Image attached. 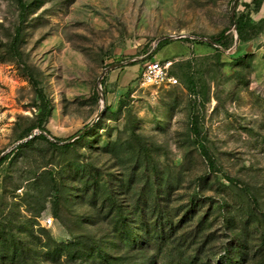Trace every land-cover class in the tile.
<instances>
[{"label":"rangeland","instance_id":"rangeland-1","mask_svg":"<svg viewBox=\"0 0 264 264\" xmlns=\"http://www.w3.org/2000/svg\"><path fill=\"white\" fill-rule=\"evenodd\" d=\"M28 1L19 50L52 102L47 130L66 139L87 124L95 128L67 154L37 141L0 166V264H90L69 263L46 248L76 236L121 264H264V0L259 8L254 0L239 1L236 12L253 26L232 53L234 44L225 50L204 39L226 29L237 34L234 0ZM18 13L15 0H0V156L26 141L20 136L37 114L35 90L9 50ZM178 35L189 40L171 39L145 61L176 59L179 85L141 86L145 61L137 60L106 72L103 101L98 78L106 65L143 57L158 39ZM195 115L216 171L192 135ZM75 161L99 176L101 191L110 187L119 203L146 197L148 223L158 218L153 201L161 205L175 228L171 241L162 250L128 247L113 233L109 203L95 198L90 182L74 172ZM48 172L61 190L60 219ZM131 225L147 238L140 224ZM21 246V256L11 259Z\"/></svg>","mask_w":264,"mask_h":264},{"label":"trees","instance_id":"trees-1","mask_svg":"<svg viewBox=\"0 0 264 264\" xmlns=\"http://www.w3.org/2000/svg\"><path fill=\"white\" fill-rule=\"evenodd\" d=\"M15 1L18 5V12H19L18 25L15 28L14 35L9 45V50H10V54H12L13 57L23 65L22 66L23 71L35 90L38 102L35 103L34 106L37 108V114L34 123L31 126H29L27 129H25L20 136V140L26 139V141L23 142L22 144L17 145V147L12 152L2 157L0 161V166H2L7 160H9L10 158L12 159L20 152H23L28 148H33V145L37 141L46 143L49 147L61 151L64 154H67L69 151L75 150L76 141H80V140L89 141L88 138H90L93 135L92 131L95 128V126L93 125L90 126L89 124H87L84 126L83 129L77 131L72 137L66 139L54 137L51 135L50 131L47 130L46 124L48 123V120L51 117L53 111L52 102L49 99V97L46 95L44 89L39 85L38 81L34 78L33 74H31L29 67L23 63L21 53L19 50L21 35L23 31L22 26L24 24L26 16L28 15V12L31 9L32 2L28 0H15ZM37 1L39 2V0ZM254 5L256 6V8H259V6L261 5V1L254 0ZM250 22L251 21L250 19H248V16H246L245 14H238L237 12H235V25H236V31L239 37V41H242L245 38L248 30L252 29L253 25H251ZM228 31L229 29L223 30L217 36L211 37L210 39H212L221 48L228 50L233 46L235 41V37L232 35L231 32ZM180 40L188 41L189 39L182 38ZM172 41L173 40L171 39H165L160 41L158 45L155 47L152 54L147 59L153 58L159 49H161L163 46L169 44ZM200 43H203V41H200ZM216 50L219 51V49ZM135 64L137 63H133L132 65ZM110 65L111 64H108L106 66L108 67ZM101 83L103 85L104 78L102 79ZM184 84L187 86V88L190 91L196 92L195 89L196 86L193 83V79L191 75L184 74ZM104 110L109 111L110 108L106 106ZM190 123H191L192 135L195 137V141L199 149L200 155L207 161L209 168L213 171H216L217 163L205 143L206 138L203 136L201 128L199 127V118L196 115L192 116ZM35 130L39 132L36 135H34ZM77 135L79 136L75 138ZM49 137H51L53 141H51ZM74 138L76 139L75 141L67 143L68 141ZM64 161L66 162V160ZM73 168H74V172L80 173L82 179H85L87 182H90V185L92 186L93 189L96 190L97 187L100 188V191L94 190L93 194L95 198H102L101 199L102 205H105V203L106 204L109 203L108 211H109L110 222L113 225V229H114L113 233L118 234V236L117 235L116 236L118 238H121L122 241H124V243L127 242L126 244L128 247L133 248L134 245H139V246L141 245V248L143 249L150 246H155L159 248V250H162V246L166 245L167 243L166 240L169 239V241H171L173 235H169V234H172L175 228L172 225V222L168 219L166 213H164L165 211H163L161 205H158L156 204L155 201H153L154 202L153 211L155 212L153 218L155 216H158V218L153 222L148 223L144 219L145 212L143 213V211H145V207H147L146 197L142 198L139 196L137 199L133 198L132 205H130V203L128 202L126 203L125 200L123 201V203H119V201L114 197V193L111 192L110 187H105L101 191V187L98 185L100 184L99 176H96L94 173H91L90 170L86 169L85 167L81 168L80 163H77V161L74 162ZM47 178L49 184L51 185V189L54 191V197H55L54 201H57L53 203L55 206L54 215L56 216L57 219L58 218L60 219V212H59L60 210H59L58 202L61 200V194H60L61 190L58 187V181L55 177V174L48 172ZM228 180L233 181V179L230 177H228ZM107 184L111 185L110 182H108ZM127 190H129V181L127 182ZM192 203H194V200H192ZM192 208H193V204L190 207V209ZM130 210H132V212H130ZM134 214H135V219H132L131 216ZM132 222L140 224L141 227L138 228L144 231L147 238L143 239L142 236H140L138 233H136L133 230V227L131 225ZM166 228H169L168 231H166ZM46 248H52V250L49 249L51 250L49 251V253L53 252L51 253L50 256L63 255L65 257V260L69 263H75L77 261H85V262H90V264H116L115 261H117V263L118 262L120 263L121 260L120 257H114L112 254L107 253L105 248H103L101 245H97L94 243L88 244L86 243V241L84 242V240H81L80 236L74 237L70 242L67 243L53 242L51 245L47 246ZM24 250L22 246L19 247L17 250H14L15 253L13 254V257L11 259L15 260L17 256V252L20 255V253H23ZM203 252L204 251H202V253ZM0 255H2V253H0ZM211 257L218 258V254L217 253L212 254ZM4 258L5 257H3V255L0 256V260H3ZM220 261H223V257H220ZM193 262L194 261L192 260V262L188 264H192ZM167 264H176V262L174 260H169L167 261ZM197 264H211V263L209 261L207 263H204L203 261H198ZM223 264H238V262L233 260L230 263H223Z\"/></svg>","mask_w":264,"mask_h":264},{"label":"built area","instance_id":"built-area-1","mask_svg":"<svg viewBox=\"0 0 264 264\" xmlns=\"http://www.w3.org/2000/svg\"><path fill=\"white\" fill-rule=\"evenodd\" d=\"M176 59H152L144 62L139 82L141 86L146 87H174L179 85V80L173 74V66ZM53 220L48 218L46 223L51 225Z\"/></svg>","mask_w":264,"mask_h":264},{"label":"water","instance_id":"water-1","mask_svg":"<svg viewBox=\"0 0 264 264\" xmlns=\"http://www.w3.org/2000/svg\"><path fill=\"white\" fill-rule=\"evenodd\" d=\"M240 0H234L233 3H232V6H231V10H230V19H231V30H234L236 33V25H235V12H236V8H237V5L239 3ZM187 36L185 35H178V36H165V37H162L160 39H158L155 43V46L153 47V49L148 53L146 54L145 56L143 57H139L138 59H132L128 62H120V63H115V64H111L110 66L106 67L101 75L99 76L98 78V90L100 92V96L101 98L103 99L104 101V97H103V94H102V88H101V81L102 79L104 78L106 72L110 69H115V68H118V67H122L123 65L129 63V62H135L137 60H140V61H145L151 54L152 52L154 51L155 47L158 45V43L162 40H165V39H182V38H186ZM235 41H234V47L232 48V50H230L229 52L232 53L234 49L237 48V46L239 45V37L238 35L236 34L235 36ZM206 42L208 43H211L212 45L216 46V47H220L219 45H217L212 39L210 38H205L204 39ZM104 109L105 107L102 109V111L96 116V120H98L100 118V116L102 115V113L104 112ZM91 126V125H90ZM79 135H77L75 138H77ZM4 156V154H2L0 156V161L2 159V157Z\"/></svg>","mask_w":264,"mask_h":264}]
</instances>
